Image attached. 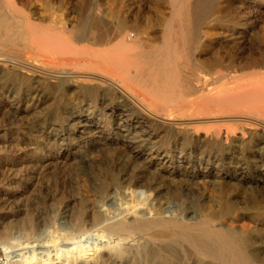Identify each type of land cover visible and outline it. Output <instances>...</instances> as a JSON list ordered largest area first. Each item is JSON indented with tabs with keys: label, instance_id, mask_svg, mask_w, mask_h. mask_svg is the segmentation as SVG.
<instances>
[{
	"label": "bare ground",
	"instance_id": "6f19581e",
	"mask_svg": "<svg viewBox=\"0 0 264 264\" xmlns=\"http://www.w3.org/2000/svg\"><path fill=\"white\" fill-rule=\"evenodd\" d=\"M263 14L264 0H0V115L20 119L26 96L57 103L37 124L42 139L0 133L4 263L264 264L261 233L238 223L264 220V198L242 213L231 198L247 203L237 185L253 176L264 184ZM86 151L133 170L99 185L105 197L126 183L128 199L91 226L81 199L73 230L39 240L23 216L33 188ZM177 176L219 183L221 207L199 218L201 205L164 209ZM52 247L55 257L36 253Z\"/></svg>",
	"mask_w": 264,
	"mask_h": 264
},
{
	"label": "rangeland",
	"instance_id": "374dc122",
	"mask_svg": "<svg viewBox=\"0 0 264 264\" xmlns=\"http://www.w3.org/2000/svg\"><path fill=\"white\" fill-rule=\"evenodd\" d=\"M55 1V6L58 5V0ZM34 4H41L42 0H32ZM259 24L264 25V14L259 17ZM43 98V101H40ZM54 94L47 93L44 97L31 98L30 96L22 97L15 106L25 112L20 119L14 120L9 113L0 115V133L7 132L8 134L19 132L24 137L31 138V140L42 139L45 134L37 128L38 122L50 117L56 110V102L54 101ZM68 128V123H66ZM66 128V130H68ZM40 135V136H39ZM60 139L58 142H61ZM57 142V143H58ZM57 143L53 142V149L57 151ZM69 152H66L67 155ZM102 154L95 151H86L81 157L76 159H60L56 162L47 173L46 177L42 179L37 186L32 190L30 200L24 206L23 216H33L35 223L38 226L36 238L45 241L50 230H73L76 227L75 213L80 205V200L89 202L87 213L85 216V223L91 226L96 222L95 213L100 208H105L111 214L119 211L122 203L128 199L125 198L124 191L125 184L116 186V192L113 187L109 188L108 194L104 197L99 192V185L101 183H111L113 175L128 176L133 172L130 167H117L105 160ZM105 155V154H103ZM71 156V154H70ZM64 158V157H63ZM72 160V161H71ZM254 162L252 163V165ZM189 173L211 171L208 167L195 165L188 169ZM171 171V168L170 170ZM248 171V170H247ZM255 168L249 169L254 175ZM176 179V180H175ZM253 181L246 185H237L240 187L239 193L245 192L250 196L247 203L243 204L237 199L238 191L231 194L239 206V213L244 211L245 207L252 206L251 200L253 198H264V184ZM172 184V190L169 191L162 198L163 208L167 211L178 210L181 207L194 209L199 205L202 206L198 211V218L200 215H209L213 211H217L222 205V193L220 192V185L212 180L208 182H200L199 179L191 178L189 180L180 181L178 176L167 181ZM253 196V197H252ZM241 210V211H240ZM227 221V216L215 215L212 216V223ZM239 224L248 230H257L261 233V239L264 241V220L256 219L248 215L239 218ZM97 239L86 238L83 241L85 246H91ZM37 249L38 256L46 257L47 255L55 257V249L52 247L47 251ZM25 254H32L31 250L24 251ZM48 253V254H47ZM47 254V255H46ZM0 264H5V255L0 252Z\"/></svg>",
	"mask_w": 264,
	"mask_h": 264
}]
</instances>
